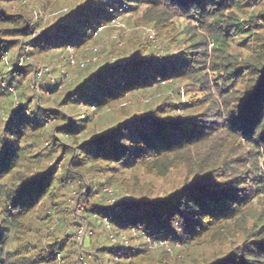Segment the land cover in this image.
<instances>
[{
	"label": "trees",
	"instance_id": "obj_1",
	"mask_svg": "<svg viewBox=\"0 0 264 264\" xmlns=\"http://www.w3.org/2000/svg\"><path fill=\"white\" fill-rule=\"evenodd\" d=\"M84 263L264 264V0H0V264Z\"/></svg>",
	"mask_w": 264,
	"mask_h": 264
},
{
	"label": "rangeland",
	"instance_id": "obj_2",
	"mask_svg": "<svg viewBox=\"0 0 264 264\" xmlns=\"http://www.w3.org/2000/svg\"><path fill=\"white\" fill-rule=\"evenodd\" d=\"M123 9H125L124 6H123ZM137 21L138 20L136 16L129 15V14L124 15L123 17H120V16L116 17L115 19L112 20V23L114 26L112 30L106 32L105 35H103L101 39V43L96 45L97 52L95 51L93 52L95 54L92 55L91 54L92 50H89V49L83 50V51L82 50L74 51L72 49L71 54L75 61L74 65H70V64L68 65L66 60L64 59L67 55L66 56L63 55L62 58L60 57V59H63V61L57 58H53V62L50 65V69L56 70V74L58 77H59V74L63 73V74H66L68 78L76 79L79 76V71L75 69L77 64L81 65L80 67L82 68L85 66L93 65L95 63H97L95 66L99 64L101 65L100 62L102 61V58L104 57V55H106L107 52H109L108 53L109 55H112V53L110 52V47L116 43L118 46L120 45V48H121L125 45L126 43L125 41L127 39L130 42H134V39H139L142 42L151 43L155 45V48L157 50H163L165 49V46L170 47L168 44L158 41V38L156 37L154 31L150 28V26L144 25L143 23L139 24ZM121 30H123L122 31L123 34H121V37H120L119 33ZM98 52H100L101 54H98ZM96 53L98 55H96ZM28 63H30V61H28ZM35 90L37 89H34L33 91ZM161 98L168 99V102H173L175 104L178 103L176 112L182 113L181 104H184L186 102V97L184 95V91L181 86L176 87V89L174 90L169 89V90H165L164 92H162V89H159L156 93H151V94L148 93L147 95H139V97H131L129 99L130 101L126 102L125 104L126 106L130 105L131 107L132 106L134 107L135 103L143 106L145 104L151 103L155 99H161ZM48 106H53V105H48ZM48 122L50 124L49 119H48ZM139 173L141 174L142 178H144L143 174L141 172ZM153 185L155 186L154 188L156 190H159L160 192H162L165 188L167 189L169 187L168 183H165V182L162 183L160 181H157V182L155 181ZM96 197L97 196H95V198ZM84 206L85 204L80 203L79 205H75L74 210L77 213H81V210L83 209ZM87 240H88L87 238L84 239V242H83L84 247L87 246Z\"/></svg>",
	"mask_w": 264,
	"mask_h": 264
},
{
	"label": "built area",
	"instance_id": "obj_3",
	"mask_svg": "<svg viewBox=\"0 0 264 264\" xmlns=\"http://www.w3.org/2000/svg\"><path fill=\"white\" fill-rule=\"evenodd\" d=\"M68 52H69V54H68V56L65 58V60L70 64V65H74V63H75V61H74V58H73V56H72V49L71 48H68ZM81 66V65H80ZM41 72H42V69H39L38 70V72H37V77H39L40 76V74H41ZM86 236V229L84 228V229H80V230H78V232H77V236H76V239L78 240V242H79V244H81L82 243V240H83V238ZM112 240L114 241L115 240V238H112ZM85 264V263H84Z\"/></svg>",
	"mask_w": 264,
	"mask_h": 264
}]
</instances>
